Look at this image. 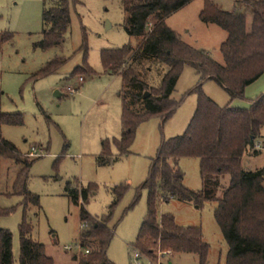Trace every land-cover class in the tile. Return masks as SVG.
I'll return each mask as SVG.
<instances>
[{"label": "rangeland", "instance_id": "rangeland-1", "mask_svg": "<svg viewBox=\"0 0 264 264\" xmlns=\"http://www.w3.org/2000/svg\"><path fill=\"white\" fill-rule=\"evenodd\" d=\"M72 1L71 24L64 42L44 51L35 48L47 29L43 12L57 0H0V34L13 35L0 50L1 110L21 114L23 118L22 126L2 127L0 137L31 163L28 189L39 198L38 206H26L22 196L12 194V184L21 166L12 160H3L0 230H7L12 236L14 264H19V227L24 220L31 229V239L45 247L46 255L54 264H78L75 257L82 251L80 235L84 227L81 228L80 207L72 203L66 192L69 185L74 189L93 185L84 208L97 220L108 215L116 198L114 190L121 186L128 188L108 225L113 238L107 258L113 264H199L197 256L182 253L137 258L134 244L148 212V191L141 186L148 178L161 143L186 133L198 106L199 96L192 92L200 76L185 66L170 97L179 107L167 120L153 116L140 124L129 154L120 156L116 141L123 129L122 77L105 69L102 54L126 47H131L133 54L141 40L131 37L126 30L122 0ZM209 1L225 12L242 8L238 6L242 0ZM204 6L205 0H194L170 16L166 24L182 42L223 64L220 46L227 39V33L200 19ZM250 20L248 15L249 24ZM55 59L65 61L55 74L35 78ZM144 66L148 69L145 80L149 91L158 90L166 67L157 61ZM79 68L85 72L81 77H73ZM79 78L84 80L82 85ZM71 88L76 90L74 94L69 92ZM201 90L220 107L231 101L228 93L214 81L204 82ZM234 101L231 104L235 108L247 109L251 104L246 94L242 100ZM104 152L114 162L100 165L98 159ZM259 152L243 156L245 171L264 168V148ZM179 167L184 173V186L200 192L199 159H180ZM216 208V202L194 204L171 199L160 203L158 209L159 217L170 214L181 227H200L203 240L209 246L207 264H226L229 246L215 219ZM6 211L12 212L5 214ZM82 254L85 255L84 250Z\"/></svg>", "mask_w": 264, "mask_h": 264}, {"label": "trees", "instance_id": "trees-1", "mask_svg": "<svg viewBox=\"0 0 264 264\" xmlns=\"http://www.w3.org/2000/svg\"><path fill=\"white\" fill-rule=\"evenodd\" d=\"M71 1L57 0L52 8L44 10L43 22L47 29L35 48L46 51L64 42L71 24ZM192 1L122 0L127 17L126 30L141 43L133 54L131 47L102 54L105 69L122 77L123 129L121 138L116 141L120 156L129 154L140 124L153 116L167 120L179 107L170 97L184 67L193 68L200 76L198 86L192 92L199 96L198 106L186 133L161 143L151 162L148 178L141 186L142 190L148 191V212L134 250L140 257L150 258L156 257L157 253L163 257L192 254L198 257L199 264H207L209 246L203 240L201 228L181 227L170 214L159 217L158 208L160 203L171 199L194 204L216 202L215 219L229 246L226 264H264V168L245 171L242 166L246 153H260L256 146L263 138L264 95L247 109L231 106L234 100H242L246 88L264 74V0L240 1L241 11L247 10L248 13L237 11V8L225 12L205 0L200 19L227 33V39L220 46L223 64L182 42L166 24L170 16ZM12 39L10 33L0 34V50ZM153 61L164 65L167 71L160 88L149 91L145 80L148 69L144 65ZM64 63L63 59H55L35 78L55 74ZM84 72L76 69L73 77H81ZM207 81L216 82L228 93L231 101L227 106H218L202 93V84ZM145 93L150 96L144 98ZM139 104L142 108H138ZM22 125L21 114L4 113L0 104V129ZM183 158L200 161L202 190L198 193L183 184L184 173L179 167ZM3 160H12L21 166L12 184V194L22 196L26 206H38L39 198L28 189L31 163L10 142L0 137V185ZM98 162L106 166L114 160L104 152ZM92 186L74 189L69 185L66 188L72 203L80 207V223L84 226L80 247L82 251H88L75 259L78 264H113L107 258V249L113 238L108 225L128 188L121 186L114 190L116 198L108 215L97 220L84 208ZM136 202L137 199L133 206ZM19 232V264H54L46 255L45 247L31 239V229L25 220ZM0 264H14L12 236L7 230H0Z\"/></svg>", "mask_w": 264, "mask_h": 264}, {"label": "crops", "instance_id": "crops-1", "mask_svg": "<svg viewBox=\"0 0 264 264\" xmlns=\"http://www.w3.org/2000/svg\"><path fill=\"white\" fill-rule=\"evenodd\" d=\"M236 9V8H235ZM242 9V8H241ZM242 12V11H241ZM222 45V44H221ZM223 59V58H222ZM245 94L247 96V99L250 101L251 103L256 100L257 98H259L260 96L264 95V74L253 84H251L250 86H248L245 90ZM244 94V97H245ZM254 99V100H253ZM235 102V101H234ZM234 102H232V104H234ZM231 104V106H232ZM251 105V104H250ZM233 108H235L234 106H232ZM250 107V106H249ZM248 107V108H249ZM260 143H257L256 149L259 151V149H261L262 147L264 148V136L262 139L259 140ZM262 153V152H261Z\"/></svg>", "mask_w": 264, "mask_h": 264}, {"label": "built area", "instance_id": "built-area-1", "mask_svg": "<svg viewBox=\"0 0 264 264\" xmlns=\"http://www.w3.org/2000/svg\"><path fill=\"white\" fill-rule=\"evenodd\" d=\"M78 82H79L80 85H82V84L84 83L83 78H79ZM69 92H70L71 94H74V93L76 92V90H74V88H73V89L71 88V89H69ZM83 227H84V226L81 225V228H83ZM82 252H83V251L79 252V254L81 255ZM85 254H88V251H85ZM136 256H137V258H140V255H139L138 253H136Z\"/></svg>", "mask_w": 264, "mask_h": 264}, {"label": "water", "instance_id": "water-1", "mask_svg": "<svg viewBox=\"0 0 264 264\" xmlns=\"http://www.w3.org/2000/svg\"><path fill=\"white\" fill-rule=\"evenodd\" d=\"M56 96H60L58 93H56ZM150 96V94L149 93H145V95H144V98H147V97H149Z\"/></svg>", "mask_w": 264, "mask_h": 264}]
</instances>
